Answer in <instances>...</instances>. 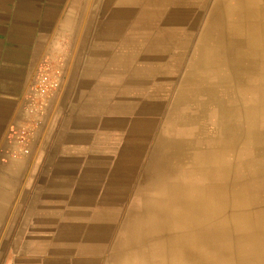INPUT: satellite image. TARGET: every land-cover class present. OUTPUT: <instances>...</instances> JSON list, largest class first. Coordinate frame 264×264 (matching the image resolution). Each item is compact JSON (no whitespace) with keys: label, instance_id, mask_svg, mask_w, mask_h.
<instances>
[{"label":"crops","instance_id":"crops-1","mask_svg":"<svg viewBox=\"0 0 264 264\" xmlns=\"http://www.w3.org/2000/svg\"><path fill=\"white\" fill-rule=\"evenodd\" d=\"M198 58L215 76L210 59L231 61L241 84L209 81L247 109L264 0H0V264H125L137 221L162 217L216 149L212 116L164 130ZM43 64L58 86L40 99ZM261 112L232 121L231 153L262 158Z\"/></svg>","mask_w":264,"mask_h":264},{"label":"bare ground","instance_id":"bare-ground-1","mask_svg":"<svg viewBox=\"0 0 264 264\" xmlns=\"http://www.w3.org/2000/svg\"><path fill=\"white\" fill-rule=\"evenodd\" d=\"M203 61L198 58L191 62L166 131H174L181 122L189 126L183 132L202 133L208 124L205 118L212 116L218 134L214 140L216 149L201 148L196 154L192 174L185 175L181 199L163 203L162 217L137 221L130 240L132 252L129 259L122 261L125 264H264V134L255 139L254 125L249 123L253 126L249 144L262 150V158L258 159L231 153V144L241 138L226 137L233 120L250 119L264 109V72L243 71L253 81L250 88L255 99L245 109L237 106L238 97L227 102L224 91L213 87L209 78L214 73L208 75ZM209 61L214 69L227 68L216 71V83L228 84L231 79L242 83L243 75L229 59ZM234 127L242 130L239 125ZM236 165L243 166L244 171H237ZM193 174L199 178L189 179ZM254 180L258 184L253 186Z\"/></svg>","mask_w":264,"mask_h":264},{"label":"built area","instance_id":"built-area-1","mask_svg":"<svg viewBox=\"0 0 264 264\" xmlns=\"http://www.w3.org/2000/svg\"><path fill=\"white\" fill-rule=\"evenodd\" d=\"M58 86V82L51 76L49 72V65L43 64L36 72L32 89L37 92L40 99L47 96L49 93L54 91Z\"/></svg>","mask_w":264,"mask_h":264},{"label":"rangeland","instance_id":"rangeland-1","mask_svg":"<svg viewBox=\"0 0 264 264\" xmlns=\"http://www.w3.org/2000/svg\"><path fill=\"white\" fill-rule=\"evenodd\" d=\"M263 122H264V119H263ZM166 124H167V121H166ZM165 124V127H167V125ZM166 128H164V130H165Z\"/></svg>","mask_w":264,"mask_h":264}]
</instances>
